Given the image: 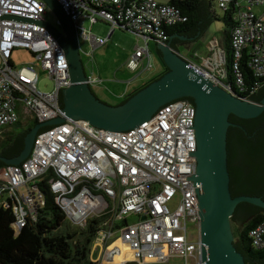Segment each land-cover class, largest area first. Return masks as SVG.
Wrapping results in <instances>:
<instances>
[{
	"label": "built area",
	"instance_id": "obj_1",
	"mask_svg": "<svg viewBox=\"0 0 264 264\" xmlns=\"http://www.w3.org/2000/svg\"><path fill=\"white\" fill-rule=\"evenodd\" d=\"M57 1L74 21L87 16L91 23L109 24L106 37L83 29V36L94 46L104 44L115 26L164 42L171 37L166 27L186 20L176 7L157 0ZM233 1L217 0V5L227 9ZM255 5L264 9V0H243L230 31L229 64L239 91L245 90L240 63L246 53L252 76H264V10L255 12ZM46 10L42 0H0V130L17 121L18 106L37 122L64 116L57 93L70 84L68 66L57 39L41 23ZM214 46L204 64L188 60L189 65L232 90L225 79L224 51ZM17 48L26 50L32 61L14 64L11 54ZM144 53L148 57L147 49L137 48L128 67L135 69ZM38 69L52 81L51 90L37 87ZM86 76L89 86L100 81ZM194 115L193 104L183 99L124 131L102 130L87 120L66 117V124L36 136L20 168L0 170V206L11 203L12 227L17 232L34 216L43 197L38 182L48 177V191L67 220L81 225L90 217L102 218L92 245L100 244L104 250L118 241L123 246L119 250L129 252L139 264L165 263L172 256L187 260L188 221L198 227L195 187L192 180H186L195 171V158L189 156L195 150L194 128H187L193 127ZM129 216L135 218L130 223ZM249 234L254 245H261L264 221ZM199 246L198 233L193 264H201Z\"/></svg>",
	"mask_w": 264,
	"mask_h": 264
},
{
	"label": "water",
	"instance_id": "obj_2",
	"mask_svg": "<svg viewBox=\"0 0 264 264\" xmlns=\"http://www.w3.org/2000/svg\"><path fill=\"white\" fill-rule=\"evenodd\" d=\"M42 1L55 14L60 30L41 23L57 39L68 66L70 84L57 93L64 116L37 122L19 134L0 154V166L20 168L36 136L66 124V117L87 120L102 130L124 131L137 128L161 108L187 99L195 107L193 127H187L194 128L195 150L189 156L195 158V171L186 180L193 181L197 199L199 260L201 264H264V258L253 263L244 260L233 244L231 227L232 220L239 232L242 223L264 210V88L248 99L236 95L189 65V59L200 57L196 44L187 48L189 59H185L168 40L157 45L165 71L123 102L110 105L86 82L76 21L57 0Z\"/></svg>",
	"mask_w": 264,
	"mask_h": 264
},
{
	"label": "trees",
	"instance_id": "obj_3",
	"mask_svg": "<svg viewBox=\"0 0 264 264\" xmlns=\"http://www.w3.org/2000/svg\"><path fill=\"white\" fill-rule=\"evenodd\" d=\"M159 3L173 5L186 18L183 22L166 27V31L170 36L198 34L208 28L212 20L219 19L222 16L221 19L225 25L221 35L223 40L222 50L225 55V79L230 83L236 95L247 99L264 88V76H252L251 70L247 66V53L240 63L245 90L239 91L233 84V73L229 64L231 60L230 31L235 24L231 15L233 11L231 5L233 3H230V8L227 7V9L219 8L217 0L215 2L214 0H168L167 2ZM216 6L222 11L220 16L215 12ZM164 42H168V40ZM157 51L158 49H156ZM147 53L149 58L148 50ZM164 71L165 69L145 84L158 78ZM131 95L132 93L127 95L121 102ZM24 115L20 111L17 121L6 127L19 126L22 122L21 118L25 117ZM30 118L33 119L32 125L23 128L14 135L0 138V154L15 142L19 134L29 131L37 123L35 118ZM3 167L0 166V170ZM47 179L48 177L38 182V187L41 189L43 197L39 200L34 216L28 218L24 226L17 232L12 227L14 214L11 203L8 202V206H0V264H98L97 261L93 260L91 246L102 218L90 217L81 225L67 220L61 208L56 204L53 195L48 191ZM263 221L264 210L254 214L250 219L242 223V228L238 232V225L231 220L234 234L233 244L244 260H248L251 263L264 258V236L262 244L257 246L254 245L249 234L251 229ZM234 226H236L235 229Z\"/></svg>",
	"mask_w": 264,
	"mask_h": 264
},
{
	"label": "rangeland",
	"instance_id": "obj_4",
	"mask_svg": "<svg viewBox=\"0 0 264 264\" xmlns=\"http://www.w3.org/2000/svg\"><path fill=\"white\" fill-rule=\"evenodd\" d=\"M159 1V0H158ZM216 0H214L215 2ZM161 2V1H159ZM215 12L218 16L222 14V11L215 7ZM222 16H220L219 19L212 20L210 23V31L214 32L215 36V45H216V50L222 51V30L224 25V22L221 19ZM45 21L50 23L52 26L59 28L60 26L57 24L56 16L55 14L47 8L46 13L44 15ZM89 20V18H88ZM81 25L91 33H94L95 35H101L105 37V34L107 32V28L109 26L102 21H98L91 25L89 21H84L81 23ZM107 36V35H106ZM86 39H83L80 44L82 50H89V47L87 43H85ZM105 44L106 50L102 49L98 55L97 59L100 61V64L103 65L104 68L109 69V73L112 76V79L116 80H123L124 78L132 79L136 71L128 70L125 65L128 63L132 53L135 50V45H136V36L134 33L130 31H125L121 29L115 30V32L110 36ZM153 43V42H151ZM152 47L154 48V44H152ZM180 51L182 53H187V48L183 46H178ZM198 48V47H197ZM198 51L203 55L204 51L202 48H198ZM152 53L154 57L156 58L159 66H160V59H158L157 54H154V51L152 50ZM199 55V54H198ZM96 56V54H95ZM152 57V58H154ZM83 61L85 58H82ZM11 60L14 64H21V63H26L29 61H32V56L24 49L17 48L14 49L12 54H11ZM93 62L95 65L96 61H94L93 55H89V60L88 62ZM156 62V61H155ZM87 63V62H86ZM85 63V64H86ZM157 64V63H156ZM149 68V67H148ZM162 68V66H160ZM88 68H86L87 70ZM27 74H30L27 70H24ZM89 71V70H88ZM149 71V70H148ZM37 87L43 91H49L52 88V81L49 80L46 76L45 71H42L40 69L37 70ZM99 98V97H98ZM100 99V98H99ZM101 101L108 103L110 105H115L120 103L118 100H114L111 97H108L106 99H100ZM17 112H20L19 106L17 107ZM21 118V124L19 126H14V127H5L0 131V138H4L7 135H14L16 132L21 131L23 128H27L30 125L33 124V119L30 118V116H26ZM134 217L129 216L127 218V222L130 223L134 220ZM232 227V226H231ZM236 226H234L235 229ZM187 232H188V242H189V255L187 260H185L181 256H173L168 262L165 263H158V262H152V263H146V264H193L192 260H194V255L196 252V241L198 237V227L197 224L194 223L193 221H188V226H187ZM111 245V244H110ZM109 245V246H110ZM107 246L106 249L109 247ZM106 249L104 251H106ZM127 254V253H126ZM105 261V260H102ZM134 262H130V260H123V264H137L136 260H133Z\"/></svg>",
	"mask_w": 264,
	"mask_h": 264
},
{
	"label": "crops",
	"instance_id": "obj_5",
	"mask_svg": "<svg viewBox=\"0 0 264 264\" xmlns=\"http://www.w3.org/2000/svg\"><path fill=\"white\" fill-rule=\"evenodd\" d=\"M159 1H161V2H167L168 0H159ZM232 3H233V5H231V7H232V10L234 12L232 11V14L231 15H232V18H235V15L237 13V10L239 8H241V6L243 5V0H234ZM253 10L258 13V12L263 11L264 9L261 6H256L255 5L253 7ZM85 20L90 22V20H88V17L87 16L86 17H80V18H78L76 20L77 27H78V29H77L78 30V42H81L83 39H86L84 41H85V43H87V45L89 47V50L86 49V50L83 51L82 48H81V46H80L81 43H79V52H80V56H81V60H82L83 66H84L85 74L86 75L95 76V77H98L100 79V81L96 82L95 84H91L90 85V88H91L92 92L97 97H99L100 99H103L104 100V99H106L108 97H111L114 100H118V101L121 102L127 95L135 92L141 86H143L147 81H149L150 79L154 78L155 76H157L158 74H160L163 71L164 66L162 64L161 59L159 61H160V66H162V68H160V66H159L156 58L154 57V55L152 53V50H153L154 51V54H155L156 49H157V45H158L159 42H157L155 39H144V38H142L140 36H137L135 34V36H136L135 50L137 48L147 49L149 51V58L144 53L138 59V61H137V67L135 69H130L128 67L127 63H126L125 67L128 70L136 71V74H135V76L132 79H128V78H124L123 80L112 79V76L109 73V69L104 68L103 65L100 64V61L97 59L98 53L102 49L106 50L105 44L107 42H105L104 44L99 45V46H94L93 45V42L90 39L85 38L83 36V29H84V32H86L87 34H93V35H95L94 33H91L90 32L91 30L90 31L89 30L87 31L81 25V23L84 22ZM98 21L99 20H97L96 22H98ZM96 22H94V23H96ZM94 23H91V25H93ZM209 27H208L209 36H211V40H214L215 41L214 32L210 31V28ZM117 29L125 30L124 28H122L120 26H115L113 28V30L111 31L110 36H112V34ZM109 30H110V26H109V28H107V32L105 34V37L109 33ZM125 31H127V30H125ZM96 36H101V35H96ZM171 36H172L171 39L176 38L177 41L180 38H182L180 36H176V37L173 36V35H171ZM101 37H103V36H101ZM171 39L169 41L171 42L172 48L173 49L174 48H178L179 49L178 46H180V45L177 42H176V44H177L176 45L174 43V41H172ZM151 42H153V43H151ZM160 43H164L165 44L166 42H160ZM222 43H223V40H222ZM152 44H154V48L152 47ZM135 50H134V52H135ZM90 51H92L91 54H89ZM178 51L181 52L180 49ZM202 52L204 54L200 56L201 61H198L199 64H204L203 60L205 59L206 55H208V52L207 51H202ZM95 54H96V56H95ZM156 54H157V52H156ZM89 55L90 56L93 55L94 61H96V64L97 65H95L91 61L88 62ZM210 55H213V54L211 53ZM157 56L160 58L161 57L160 53ZM152 57H154V58H152ZM82 58H85L84 61H83ZM148 61L150 63V67L149 68H145L144 66L148 63ZM86 68H88V69L86 70ZM120 247L123 248V246L121 244H120ZM112 248H113L112 244L107 248V250L110 251V254L108 256H113L114 254H116V255L118 254L117 250H113L112 251ZM104 250H102V245H100V244H94L91 247V254H92L93 260L97 261L98 264H100V263H113V262L117 263V262H123V260H135V259H133L130 256L129 252H127L125 250H122L121 253H120V256H121L120 257L121 258L120 260L121 261H110V260L109 261H107V260L102 261V260H104V257H105V254H104L105 251ZM172 257H170L169 260Z\"/></svg>",
	"mask_w": 264,
	"mask_h": 264
},
{
	"label": "flooded vegetation",
	"instance_id": "obj_6",
	"mask_svg": "<svg viewBox=\"0 0 264 264\" xmlns=\"http://www.w3.org/2000/svg\"><path fill=\"white\" fill-rule=\"evenodd\" d=\"M57 30H59V28H57ZM202 32H203V34H202ZM202 32L195 34V35L193 34V35L180 36L182 38H180L178 41L176 38H173L171 40L174 41L175 44L177 42L180 46L187 47V48L194 46L196 44L198 48H202L204 51L208 52V55H210L213 52V49L215 48V46H214L215 41L211 40V36H209L208 28H206ZM199 41H201L203 43V45L201 43L197 44V42H199ZM174 50L176 51V53H178L182 57L189 59L187 56V53L179 52L178 48H174ZM191 61L195 62L196 64H199L198 61H201V58L199 56H197L196 60H191ZM136 263L139 264L137 260H136Z\"/></svg>",
	"mask_w": 264,
	"mask_h": 264
},
{
	"label": "bare ground",
	"instance_id": "obj_7",
	"mask_svg": "<svg viewBox=\"0 0 264 264\" xmlns=\"http://www.w3.org/2000/svg\"><path fill=\"white\" fill-rule=\"evenodd\" d=\"M112 246H113V248H112V251L113 250H117V252H118V254L116 255V254H114L113 256H108L109 254H110V251L109 250H107L106 249V251H105V257H104V260H107V261H121L120 259V253H121V251H122V249L121 250H119V247H120V243L117 241V242H114V243H112ZM115 253V252H114Z\"/></svg>",
	"mask_w": 264,
	"mask_h": 264
},
{
	"label": "clouds",
	"instance_id": "obj_8",
	"mask_svg": "<svg viewBox=\"0 0 264 264\" xmlns=\"http://www.w3.org/2000/svg\"><path fill=\"white\" fill-rule=\"evenodd\" d=\"M170 40V39H169Z\"/></svg>",
	"mask_w": 264,
	"mask_h": 264
}]
</instances>
